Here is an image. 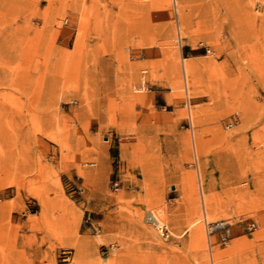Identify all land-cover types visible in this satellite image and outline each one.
Listing matches in <instances>:
<instances>
[{"label":"rangeland","instance_id":"obj_1","mask_svg":"<svg viewBox=\"0 0 264 264\" xmlns=\"http://www.w3.org/2000/svg\"><path fill=\"white\" fill-rule=\"evenodd\" d=\"M0 264H264V0H0Z\"/></svg>","mask_w":264,"mask_h":264},{"label":"built area","instance_id":"obj_2","mask_svg":"<svg viewBox=\"0 0 264 264\" xmlns=\"http://www.w3.org/2000/svg\"><path fill=\"white\" fill-rule=\"evenodd\" d=\"M174 2V5H175V0H172ZM114 187L117 188V183L114 184ZM155 227V226H154ZM155 230L158 232V235L162 238V239H169L172 234L171 232L169 231V229L167 227H162L160 229H157L155 227Z\"/></svg>","mask_w":264,"mask_h":264},{"label":"bare ground","instance_id":"obj_3","mask_svg":"<svg viewBox=\"0 0 264 264\" xmlns=\"http://www.w3.org/2000/svg\"><path fill=\"white\" fill-rule=\"evenodd\" d=\"M151 215H153V216L150 218V221L152 223H154V226L157 229H160L162 227H166V224L162 223L161 220L156 215H154L153 213Z\"/></svg>","mask_w":264,"mask_h":264}]
</instances>
